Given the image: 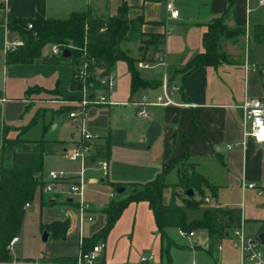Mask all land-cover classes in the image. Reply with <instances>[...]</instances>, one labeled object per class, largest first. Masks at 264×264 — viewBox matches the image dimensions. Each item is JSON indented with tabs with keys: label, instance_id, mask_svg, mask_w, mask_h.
<instances>
[{
	"label": "crops",
	"instance_id": "crops-1",
	"mask_svg": "<svg viewBox=\"0 0 264 264\" xmlns=\"http://www.w3.org/2000/svg\"><path fill=\"white\" fill-rule=\"evenodd\" d=\"M174 1L180 10V18L167 25L166 3L163 0L158 2H145L144 0H0L2 10L0 13L1 134H9L10 128L3 127L8 117L11 118L10 120L20 119L24 113L36 108L37 113L31 122L33 126L47 115L61 111L70 113L67 99L80 97L77 90H72L75 69L71 63L52 64L45 63L42 59L31 64L8 65L6 63L7 43L20 40L17 33L9 31L6 12H12L18 18H34L41 15L47 19L58 20L66 19L75 12H89L94 19L107 20L116 16L120 7L126 3L133 9L130 13L131 17L143 16L145 21L142 26L143 33L159 34L164 37V43L160 48L164 54L165 64L146 70L147 75L140 72L144 80L155 86L143 87L135 93H132L130 72L124 78L120 76L118 86L111 93L112 101L118 105L98 107H107L113 116L119 113L118 107L128 110L133 106L127 103L141 99L145 95L153 97L159 93L165 73L173 82L182 87L183 91L174 97L175 102L186 104V106L172 105L148 109L149 118L144 119L148 120L150 125L140 137L144 142L147 141L148 135L146 137L145 134H149L152 122H158L161 126L160 136L150 143L151 148L155 147L156 152H152L154 154L151 155L150 151L153 150L150 148L145 158L131 164H126L119 158L122 144L119 140L132 145L135 138L134 129L129 123L113 125L111 122L108 130L92 126V129L100 131L106 139H109L110 151L109 171L104 172V177L100 181L93 178L88 183L93 187L88 188L87 191L91 210L81 220L75 199H65L60 195L38 192L34 201L26 209V214L37 201L35 220L41 226V231H44L43 226L65 220L70 221V229L65 239L58 240L60 244L54 259L44 257L43 261H40L38 257L21 264H46L57 258L77 257L84 239L91 238L104 227L107 219L104 209L111 202L126 199L127 197L124 198L123 195L131 188V184H144L153 180L176 159L186 154H191L190 160L195 164L196 171L211 186L217 187L216 195H212L205 188L206 198H210V203L205 202L206 210L217 208L231 210L244 218L246 229L248 222H251L255 234L248 231L249 234L258 235L264 231L260 230L264 227V144H258L252 137L245 136L244 111L241 108L249 99L259 98L264 102L263 0ZM220 19L228 29H241L244 33L231 38L219 36L217 50L224 58L218 64L201 66L188 73L183 72L188 63L197 55L206 52L205 35L210 31L211 25ZM43 54L44 57H50V52H46V49ZM133 109L138 115L137 110L134 107ZM94 121L99 122V119H94ZM194 123L197 124V128L187 147L184 144V136L192 131ZM56 128L57 126L53 127V129ZM15 129L18 134H22L23 138L24 134L28 133L29 127ZM47 131L48 127L44 133ZM123 131L126 134H121L118 139L116 135ZM79 137L73 136L68 141V144L61 150L60 157L66 159L64 153L79 140ZM44 140L47 145L48 140ZM69 162L79 163L81 167L78 161ZM88 164L95 165L93 162ZM80 167L77 170L76 165H73L66 171L75 174ZM174 171L178 175V181L170 184L179 182L177 168L169 171L167 179ZM42 176L45 180L47 179L45 175L42 174ZM243 183L253 184L263 193L259 194L257 189H248L244 192ZM101 185L104 189L98 187ZM118 186H127L128 190L125 189L124 193L119 194L116 190ZM95 188L100 190H95ZM95 192L96 199L93 197ZM95 205L97 208L94 207ZM205 211L198 217L193 215L197 211H187L188 221L202 219ZM86 221L94 224L100 223L101 226L92 229L91 235L86 236L83 235V225ZM169 229L172 228L166 229L165 234H168ZM230 231L229 229L226 238L222 240H212L209 237L211 244L207 253L215 260V264L225 261L223 256L225 249L222 252L218 250V255L214 253V243H212L214 241L219 243L218 246L229 241L230 247L236 252L238 261V252L228 238ZM194 232L195 237L191 243L194 248L199 249L197 231ZM50 236L52 235L49 232ZM21 238L22 235L14 247L21 241ZM103 242L106 248L102 261L106 264H138L140 258L148 251L155 254L156 264H165L163 259L165 240L158 230L154 212L148 202L128 205ZM169 261L167 264H174L171 257ZM8 264H14V258L13 262Z\"/></svg>",
	"mask_w": 264,
	"mask_h": 264
},
{
	"label": "trees",
	"instance_id": "trees-1",
	"mask_svg": "<svg viewBox=\"0 0 264 264\" xmlns=\"http://www.w3.org/2000/svg\"><path fill=\"white\" fill-rule=\"evenodd\" d=\"M145 2H158L160 0H144ZM1 9V6H0ZM133 9L124 3L118 14L107 20L94 19L89 12L72 13L66 19H47L41 15L34 18H18L12 12H6L7 26L10 32L20 36L22 45L16 50L7 52L6 63L8 65L31 64L38 59L45 63L60 64L71 63L74 69L81 61V49L87 48L90 56L96 59L92 70H100L97 81L98 86L112 74L114 65L123 61L127 64L131 74L132 93L143 87H154L155 85L144 80L140 76L137 63L140 60L130 59L125 56L121 45L125 42L139 41L145 54L143 59L161 51L164 37L159 34L150 35V39L143 40L145 33L142 26L145 23L142 15L131 17ZM32 25V28H29ZM243 30H230L223 25L221 19L216 20L205 35L204 44L206 52L197 55L184 68L188 73L196 68L207 65H216L224 56L218 52L219 36L231 38L243 34ZM73 45L76 49L71 50L72 57H44L43 51L48 45ZM141 59V60H143ZM75 72V70H74ZM79 85L74 79L72 90L78 91ZM197 128L194 123L192 131L184 136V144L188 143ZM109 139H107V151L109 157ZM45 140L27 141L22 134L14 139L4 134L2 155L3 162L0 168V263L13 262V256L9 245L15 238H20L23 230V222L26 215V204L32 203L36 194L43 193L44 178L43 157ZM191 154H186L176 159L171 166L159 173L153 180L144 184L134 183L130 186L132 190L129 196L121 201L111 202L105 209L107 217L104 227L91 238L83 241L82 248L85 252L90 251L99 242H103L115 226L123 211L131 203L148 202L154 212L156 225L162 238L166 237L165 230L178 228L187 232L206 230L212 240H222L233 226L241 221V217L231 210L213 209L206 210L200 220L188 221L187 211H195L205 203L207 191L216 195L217 187L211 186L205 178L196 171L195 164L191 163V170H182L178 163L184 159H190ZM173 168L179 172V182L169 184L167 175ZM127 187V186H124ZM122 186L117 187V191ZM193 189L200 195V199L188 198L186 192ZM171 190V197L167 199V193ZM178 200L181 202L178 203ZM225 218L228 222H225ZM70 229V221H55L50 225L43 226V230L50 232L53 238L62 240ZM264 230V227L260 229ZM212 247V245H211ZM77 257L57 258L62 264H74Z\"/></svg>",
	"mask_w": 264,
	"mask_h": 264
},
{
	"label": "built area",
	"instance_id": "built-area-1",
	"mask_svg": "<svg viewBox=\"0 0 264 264\" xmlns=\"http://www.w3.org/2000/svg\"><path fill=\"white\" fill-rule=\"evenodd\" d=\"M166 3V24L180 18V10L177 8L174 0H163ZM264 3V0L262 1ZM2 10L0 9V13ZM32 28V25H29ZM22 40L9 41L7 43V51H14L21 46ZM65 49H76L73 45L51 46L50 56L61 57ZM80 64L75 67L74 79L79 85L78 101L74 102L77 108L70 112V119L78 124L80 128L79 140L69 149L66 150L64 156L69 161H78L81 164L80 170L75 174L66 170L51 171L44 179L43 193L60 195L66 198L76 200L77 210L83 220L88 211L91 210V205L87 200V184L85 180L86 164L89 162L96 163L103 172L109 171V157L107 151V139L98 130L88 128L86 124L87 110L92 106H115L118 103L112 101L111 93L116 86V77L111 74L104 80H101L102 85L98 86L97 81L100 80V70H92L96 63V59L90 56L87 41L85 47L81 49ZM165 64L164 54L159 51L146 59L140 60L137 63L139 70H148L156 65ZM182 87L173 82L170 76L165 73L163 75L160 91L155 96H143L141 99L134 100L130 103L140 117L149 118L150 107H167L172 105L186 106V104H178L174 97L182 92ZM244 111V130L245 136L252 137L258 144H264V102L259 98L249 99L241 106ZM248 189H257L253 184L243 183L242 190L245 192ZM258 190V189H257ZM262 194V190H258ZM206 203H210V198L205 199ZM30 203L26 204V209ZM229 240L232 246L238 252L237 264H264V250L262 242L258 235H251L247 232L245 220L241 217L239 224L230 229ZM182 238L191 241L195 237V232H187L180 229L179 232ZM18 238L12 240L9 249L12 251ZM105 243L99 242L92 250L85 252L80 249L76 262L74 264H106L102 261V256L105 251ZM223 245L218 246L220 252L223 251ZM44 257L39 258L43 261ZM43 263V262H42ZM41 264V263H40ZM60 264V263H51ZM138 264H156V256L154 253L144 255L140 258Z\"/></svg>",
	"mask_w": 264,
	"mask_h": 264
},
{
	"label": "rangeland",
	"instance_id": "rangeland-1",
	"mask_svg": "<svg viewBox=\"0 0 264 264\" xmlns=\"http://www.w3.org/2000/svg\"><path fill=\"white\" fill-rule=\"evenodd\" d=\"M152 35V34H151ZM150 34H145V37L143 40L150 39ZM51 45H48L45 49L46 52H50ZM121 49L126 57L134 60H141L144 57L145 48L142 47L141 43L138 41L135 42H125L121 45ZM157 52L158 49H156ZM156 52V53H157ZM142 74L147 75L148 71L141 70ZM113 75L116 77V86H118V82L120 79V76L124 78V76L129 75L128 66L125 62L119 61L115 64L114 73ZM125 81V80H123ZM121 84V81H120ZM126 87V85H125ZM78 101V98H70L67 99V104L69 106V111L72 112L74 109L77 108V105L74 103ZM124 110L123 107H118L119 113L116 114V116H113V113L107 109V107H98V106H92L89 107L87 110V120L86 124L88 128H91L92 126H98L101 129L108 130L109 123L114 124H130L132 129H134L135 138L133 140V144H125L124 140H119V142H122L121 144V152L119 154V158L122 162L128 163H134L137 160L141 158H145L146 154L149 153V150L151 148L150 140L147 139V141H143L142 137H140L146 129L149 127L150 122L148 120H145L143 117H139L136 112L134 111L133 107H129L128 110ZM121 110V112H120ZM36 108H33L28 113H24L23 117L20 119H13L7 118V122L3 124L4 126H7L10 128L9 134H7V137L10 139L16 138L18 135V131L15 128H26L29 127L28 133L24 134L23 138L36 141L41 139L48 140V143L44 144V159H43V171L42 174L45 175L44 177L47 178L49 173L51 171H60V170H67L70 166L76 165V169H79V163L72 164L66 159L60 157V154L62 153V149L65 147L66 144H68V141L71 140L73 136L79 137L80 136V128L78 127V124H76L74 121L70 119V113L69 112H56L54 114L47 115L45 118H42L39 120L38 124L33 125L31 124L32 120L34 119L36 115ZM117 111V112H118ZM99 119L98 121H94V119ZM99 123V124H95ZM54 126H57L56 129H53ZM47 133H44V130L47 129ZM121 134H126L124 131L117 134V138L119 139V136ZM146 137L148 134H145ZM148 138V137H147ZM3 139L4 134H1L0 132V168L3 162V155H2V147H3ZM127 145V146H126ZM153 151H150V154H154L156 151H154L155 147L151 148ZM154 152V153H152ZM129 160V161H128ZM86 164V171H85V180H86V186L87 191L88 188L90 189L91 186H89V181L93 178L100 181L101 178L104 177V172L101 170V168L96 164ZM97 165V166H96ZM179 168L182 170H191V160L190 159H184L178 163ZM178 181V175L174 171L172 172L167 179V182L170 183H176ZM100 189H104L101 186H98ZM97 187V188H98ZM93 188V187H91ZM95 188V190H100ZM126 190H128V187H126ZM132 190V187L126 192V194L123 195L124 198L128 197L130 192ZM94 194V193H93ZM92 194V196H93ZM96 192L94 194V199H96ZM171 197V191H168L167 193V199ZM88 198V197H87ZM195 198L198 200L200 199V195L197 193ZM88 200V199H87ZM89 202V200H88ZM91 205V202H89ZM178 203L181 204V202L178 200ZM207 204H202L199 209L195 210L197 213L193 214L194 216L198 217L202 215V212L206 210ZM36 207H37V201L34 202L33 208L29 209L27 212L25 219H24V230L22 232V238L21 241L13 248L12 255L14 258V264H21L23 262H27L33 259H37L38 257H45V258H52L57 255L58 248H59V241L52 236L48 238L47 241H44V233L46 231H41V226L37 224V221L35 220L36 216ZM94 207L97 208V205ZM225 222H228L225 218ZM247 226V232L255 234L254 226L251 225V222H248ZM93 224V225H92ZM100 223H91L86 221L83 225V235L90 236L92 229H96V227H100ZM180 230L176 228H172L168 230V234H166L165 240V247L163 250V259L164 263H169V258L171 257V261L174 264H215V260L207 253V250L210 247L211 240L209 239V235L206 231L203 230H197L196 237H197V244L200 247L199 249L194 248L193 243L191 241L184 239L179 234ZM248 232V233H249ZM171 241V242H169ZM214 253L218 255V242L214 241ZM223 247L225 251L223 252L224 256V262L221 264H237V256L236 252L230 247V242L226 241L223 242ZM262 248L264 250V245H262ZM153 253L152 251L145 252L144 255H150ZM143 255V256H144ZM51 263H60L54 260L53 262H48L46 264ZM62 264V263H60Z\"/></svg>",
	"mask_w": 264,
	"mask_h": 264
},
{
	"label": "water",
	"instance_id": "water-1",
	"mask_svg": "<svg viewBox=\"0 0 264 264\" xmlns=\"http://www.w3.org/2000/svg\"><path fill=\"white\" fill-rule=\"evenodd\" d=\"M63 59H70L72 57V52L70 49H65L62 53V56H61ZM160 133H161V126L158 122H152L151 124V127H150V130H149V134H148V139L150 140V143H153L157 138L158 136H160ZM125 189L124 187L120 188L118 190V193L119 194H122L125 192ZM186 196L188 198H194L196 196V193L193 189H189L187 192H186ZM258 237L260 239V241L262 242V244L264 245V231L263 232H260L258 234ZM49 238V232H45L44 233V241H47Z\"/></svg>",
	"mask_w": 264,
	"mask_h": 264
}]
</instances>
